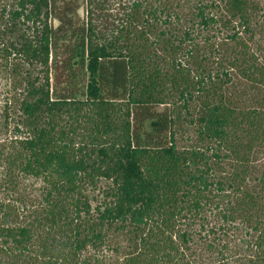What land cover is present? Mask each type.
<instances>
[{
    "label": "trees",
    "instance_id": "trees-1",
    "mask_svg": "<svg viewBox=\"0 0 264 264\" xmlns=\"http://www.w3.org/2000/svg\"><path fill=\"white\" fill-rule=\"evenodd\" d=\"M86 1L87 11L106 12L116 0ZM223 2L229 17L251 34L254 2ZM68 4L0 0V42L9 40L4 57L13 54L43 74L42 82L37 77L24 82L22 130L15 129L22 137L4 156L5 183L14 191L12 178L20 172L45 185L40 209L28 223L0 200V255L30 253L38 240L35 253L40 249L49 263L77 264L87 248L99 251L117 233L129 246L119 264H192L184 256L199 227L209 249L220 246V264H264V162H257L264 158L261 57L232 37L234 45L217 62L229 69L225 88L196 51L190 53L191 68L175 53L159 54L162 43L151 39L150 25L139 22L140 5L132 0H118L106 32L90 16L74 26L76 9ZM32 27L33 38L25 30ZM61 41L67 43L58 61ZM236 83L244 88L234 96ZM246 91L253 92L248 99ZM167 104L178 105L175 116L158 111ZM182 113L194 116L189 124L196 127L198 148L177 149L174 126ZM148 121L153 130L146 129ZM101 179L109 186L93 210L85 192ZM209 209L220 224L209 222ZM226 237H238L245 250L233 249ZM54 247L58 257L52 263ZM8 259L6 264L15 263Z\"/></svg>",
    "mask_w": 264,
    "mask_h": 264
},
{
    "label": "rangeland",
    "instance_id": "rangeland-1",
    "mask_svg": "<svg viewBox=\"0 0 264 264\" xmlns=\"http://www.w3.org/2000/svg\"><path fill=\"white\" fill-rule=\"evenodd\" d=\"M68 2V6L76 9V13L73 17L74 26H80L85 23L87 16H90V20L96 28H102V32H106L108 25L110 24L109 15L115 11L118 0L111 3L109 10L104 12L92 8L87 11L88 4L86 0H63ZM130 1V0H126ZM253 1L256 9L250 16L252 18L251 34L243 32V28L240 27L237 19H231L225 11L223 0H132L134 4H139L138 18L139 22L144 26L151 28V39L159 40L161 46L159 47V54H165L171 57L172 53H175V57L179 60L186 62L191 68L192 58L191 52L196 51V57L201 60L206 66V71L211 73L212 79L221 81L225 88L224 80H226L225 72H228V67H219L217 64L219 57L221 56L226 46L234 45L232 37L241 38L244 42L250 46L253 52L257 53L264 61V0H249ZM72 3V4H71ZM93 6H96L94 4ZM89 13V15H88ZM113 18V17H112ZM231 20V21H230ZM57 26L56 20H47V23ZM230 21V22H229ZM115 24V21H114ZM25 26H31L26 24ZM24 28V27H23ZM35 27L31 29L25 28L28 37L33 38L36 33ZM39 31V29H38ZM9 40L3 38L0 42V200L9 203L15 210L14 216L21 222H29L31 214L40 209L42 199L44 196V182L41 178H35L23 173L17 172L13 175L12 182L15 186L14 191H8L5 180L9 178L3 164L4 156H6L9 149L16 146V142L22 137V135L16 134L15 129L22 130L20 126L21 114L19 111V102L22 100V95L25 92L26 80H32L36 77L40 82L43 81V74L38 73V69L31 67L23 63L19 58L12 55H6L2 53L3 48H9ZM67 42H59V48L57 49L58 61L63 59L64 51L63 47ZM162 47V48H161ZM176 50V51H175ZM18 65V66H17ZM59 67L60 64L57 63ZM54 67V71L59 76L60 69ZM20 71L16 73V69ZM56 68V69H55ZM58 68V69H57ZM20 69V70H19ZM52 70V68H51ZM198 76H204L206 74L198 71ZM51 77H54L51 74ZM230 78L238 82L234 72H231ZM37 79V80H38ZM236 83L238 90L234 91V96L241 94L244 88H240ZM232 90V88L228 89ZM240 90V91H239ZM264 90V88H263ZM239 91V92H238ZM231 92V91H230ZM245 96L246 99L250 98L248 91ZM264 93V91H262ZM233 93V92H232ZM240 97V96H239ZM241 99V98H240ZM248 104V102H245ZM166 111L174 113V116L178 113V105L167 104L162 107H158V111ZM194 116L181 115V119L176 121L174 129L176 130L174 140L177 149L183 150L199 146L196 135V127L189 124L190 118ZM183 118V119H182ZM155 128L153 121L146 122V129L153 130ZM211 153H208L210 155ZM264 155V154H263ZM259 164L264 162L263 156H259L257 159ZM221 171H217V178ZM109 186V182L103 179L96 183V187H88L85 196L91 208L95 210L96 206H99L105 199L104 190ZM223 205V204H222ZM215 209H209L206 212V216L211 218V224L216 222L220 224V220L213 214ZM209 214L211 216H209ZM195 224H198L195 222ZM193 236V241L190 243V250L185 254L184 258L194 259L192 264H220L221 255L217 254L220 246L214 245L215 250L209 249L207 246V238L204 237V232L199 230ZM182 229H185L183 227ZM225 241L229 242L233 249L240 248L239 251L245 250V243H238L237 239L226 237ZM234 240L237 246L234 248ZM248 241V238L246 239ZM38 240L33 241L30 246V253H23L20 256L13 250V254L6 256L0 255V264H4L8 258H15L14 264H51L47 261V258H43V254L35 253L38 250ZM129 246L126 236H120L117 233H113L105 240L103 247L99 251L93 252L90 249H86L82 255L77 259V264H119L127 256ZM51 250L52 263L54 259L58 257V251H55L54 247ZM117 250V251H116ZM37 255V259H31L32 255ZM52 253H55L52 255ZM190 255V256H189ZM8 259V260H10ZM30 259V261H29ZM59 259V258H58ZM25 262V263H24ZM6 264V263H5ZM53 264H60L58 261Z\"/></svg>",
    "mask_w": 264,
    "mask_h": 264
}]
</instances>
